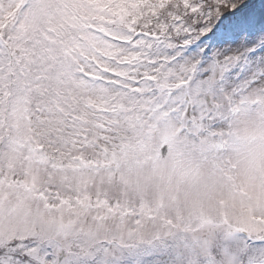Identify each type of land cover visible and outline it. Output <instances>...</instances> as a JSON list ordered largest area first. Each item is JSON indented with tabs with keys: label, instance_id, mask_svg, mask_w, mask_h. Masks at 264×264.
I'll return each instance as SVG.
<instances>
[{
	"label": "snow or ice",
	"instance_id": "1",
	"mask_svg": "<svg viewBox=\"0 0 264 264\" xmlns=\"http://www.w3.org/2000/svg\"><path fill=\"white\" fill-rule=\"evenodd\" d=\"M0 264H264V0H0Z\"/></svg>",
	"mask_w": 264,
	"mask_h": 264
}]
</instances>
